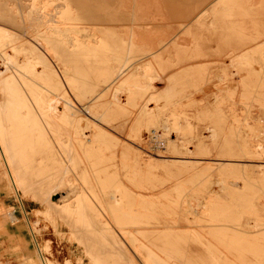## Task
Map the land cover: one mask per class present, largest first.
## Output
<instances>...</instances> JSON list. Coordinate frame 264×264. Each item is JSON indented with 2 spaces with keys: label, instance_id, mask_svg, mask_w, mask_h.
<instances>
[{
  "label": "rangeland",
  "instance_id": "obj_1",
  "mask_svg": "<svg viewBox=\"0 0 264 264\" xmlns=\"http://www.w3.org/2000/svg\"><path fill=\"white\" fill-rule=\"evenodd\" d=\"M230 1L234 58L225 0H0L14 250L42 264L36 222L53 264H264V6Z\"/></svg>",
  "mask_w": 264,
  "mask_h": 264
},
{
  "label": "bare ground",
  "instance_id": "obj_2",
  "mask_svg": "<svg viewBox=\"0 0 264 264\" xmlns=\"http://www.w3.org/2000/svg\"><path fill=\"white\" fill-rule=\"evenodd\" d=\"M16 1V0H15ZM236 1H239V2H241V3H243V5H247V4H252L253 6H257V7H259L260 5H263L264 6V0H262V2H260L259 0H236ZM17 2H22V3H25V5H24V9H29L28 7H26V6H28L29 4L30 5H34V4H36V0H17ZM16 2V3H17ZM56 2V1H55ZM225 2H226V9H225V17H226V37H225V45L227 46V49H226V55H228V56H230L231 58H234V56L236 55V52L238 51V48L237 47H235V41H234V39H235V37H233V34H232V31H231V26H232V22H233V16H234V14H233V11H232V8H231V1L230 0H225ZM27 3V4H26ZM126 3H128V2H126ZM38 4H39V2H38ZM56 6V5H55ZM64 6V5H63ZM60 8V7H59ZM36 10H38V9H36ZM56 10V9H55ZM212 10V9H211ZM241 10V9H240ZM29 11V10H28ZM48 11V10H47ZM58 11V10H57ZM242 11V10H241ZM44 12V11H43ZM137 12V11H136ZM37 13V12H36ZM36 13H35V15H36ZM55 13H57V12H55ZM31 14V13H30ZM40 15V14H39ZM56 15V14H55ZM59 15V14H58ZM57 15V16H58ZM204 15V14H203ZM27 16H28V14H27ZM206 16H208L207 14H206ZM30 18V17H29ZM28 18V19H29ZM59 18V17H58ZM200 18V17H199ZM20 19V18H19ZM49 19V18H48ZM54 19V18H53ZM22 20H24V18L22 19ZM27 20V19H26ZM33 20V19H32ZM52 20V19H51ZM155 20V19H154ZM262 20H263V18H262ZM37 21H39V20H37ZM53 21H55V20H53ZM23 23H24V21H23ZM57 23V22H56ZM257 23V22H256ZM58 24V23H57ZM145 24V23H144ZM51 25V24H50ZM59 25V24H58ZM146 25V24H145ZM148 25H149V23H148ZM18 26V25H17ZM42 26V25H41ZM14 27V26H13ZM21 27V26H20ZM33 26H31V28H32ZM245 26H243V28H244ZM24 29H25V27H23ZM30 28V29H31ZM201 28V27H200ZM259 28V27H258ZM21 29V28H20ZM33 29H35L36 30V28H32L31 30H33ZM41 29V28H40ZM65 29H68V28H65ZM72 29V28H71ZM244 29H246V28H244ZM261 29H264L263 27L261 28ZM21 30H23V29H21ZM21 30H19V31H21ZM51 30V29H50ZM243 30V29H242ZM24 31V30H23ZM28 31V30H27ZM30 31V30H29ZM56 31V30H55ZM71 31V30H70ZM75 31V30H74ZM264 31V30H263ZM66 32V31H65ZM65 32H63V33H65ZM149 32V31H148ZM147 32V33H148ZM150 32H151V30H150ZM21 33H24V32H21ZM25 33H26V31H25ZM35 33H36V31H35ZM49 33V32H48ZM70 33V32H69ZM29 34V33H28ZM55 34V33H54ZM78 34V33H77ZM151 34V33H150ZM6 35H7V33H6ZM11 35H13V34H11ZM24 35V34H23ZM58 35V34H57ZM74 35V34H73ZM7 36H9V35H7ZM7 36H5V37H7ZM61 36H63V35H61ZM68 36V35H67ZM67 36H65V37H67ZM78 36H81V35H78ZM27 37V36H26ZM44 37V36H43ZM59 37V36H58ZM11 38H12V36H11ZM10 38V39H11ZM14 38V37H13ZM29 38V37H28ZM28 38H27V40H28ZM33 38V37H32ZM61 38V37H60ZM5 39V38H4ZM23 39H24V37H23ZM31 39V38H30ZM62 39V38H61ZM64 39V38H63ZM151 39V38H150ZM149 39V40H150ZM9 40V39H8ZM8 40L6 41V42H8ZM20 40V39H19ZM22 40V39H21ZM34 40V39H33ZM38 40V39H37ZM72 40V39H71ZM80 40V39H79ZM153 40V39H152ZM13 41V40H12ZM55 41V40H54ZM24 42V41H23ZM22 42V43H23ZM27 42V41H26ZM30 41H28V43H29ZM83 42V41H82ZM153 42H154V40H153ZM0 43H2V42H0ZM9 43V42H8ZM14 43V42H13ZM84 43V42H83ZM94 43V42H93ZM152 43V42H151ZM30 44V43H29ZM8 45V44H7ZM39 45L42 47V48H44V49H46L45 47H44V45L41 43V42H39ZM65 45H66V43H65ZM151 45V44H150ZM31 46V45H30ZM68 46V45H67ZM69 47V46H68ZM75 47V46H74ZM90 47V46H89ZM7 50V49H6ZM13 50H14V47H13ZM54 50V49H53ZM14 51H16V50H14ZM22 51V50H21ZM21 51H20V53H21ZM49 51V50H48ZM71 51V50H70ZM72 52H73V50H72ZM168 52V51H167ZM11 53V52H10ZM14 53V52H13ZM15 53H17V52H15ZM15 53H14V55H15ZM36 53V52H35ZM42 53V52H41ZM46 53V52H45ZM48 53H50V52H48ZM52 53V52H51ZM6 54V53H5ZM17 54H19V53H17ZM40 54V53H39ZM168 54V53H167ZM12 55V54H11ZM38 55V53L36 54V56ZM170 55V54H169ZM9 56V55H8ZM49 56V55H48ZM56 56V55H55ZM7 57V56H6ZM42 57H44V56H42ZM14 59V58H13ZM214 59V58H213ZM26 61V60H25ZM23 62V63H25V64H27L26 62ZM118 61V60H117ZM204 61V60H203ZM233 61H234V59H232V63H233ZM28 62V61H27ZM198 62V61H197ZM118 63H119V61H118ZM121 63V62H120ZM231 64V63H230ZM22 65V64H21ZM24 65V64H23ZM137 65V64H136ZM28 66H31V65H26V68L28 67ZM224 66V65H223ZM227 66V65H226ZM232 66V65H231ZM33 67H35V66H33ZM5 69V68H4ZM32 69V68H31ZM34 69V68H33ZM137 69L138 70H142L143 69V66L142 65H139L138 64V66H137ZM29 71V70H28ZM137 71V70H136ZM144 71V70H143ZM224 71V70H223ZM3 72V71H2ZM1 72V73H2ZM133 72V71H132ZM131 72V73H132ZM219 72V71H218ZM225 72L227 73V75L229 74V71H228V68H226L225 69ZM220 73H221V71H220ZM225 73V74H226ZM134 74V73H133ZM155 76V75H154ZM220 76V75H219ZM10 80V79H9ZM155 80V78L154 77H149V81H150V83L149 84H152L153 83V81ZM35 82V81H34ZM10 83V82H9ZM150 88V87H149ZM151 89V88H150ZM155 89V88H154ZM158 90V89H157ZM152 91V90H151ZM155 92V91H154ZM52 97V96H51ZM54 98V97H53ZM120 98V97H119ZM79 99V98H78ZM114 99H116L115 97H114ZM80 100V99H79ZM40 102H41V100H40ZM59 104V100H58V98L56 99V101L54 100H52L51 99V101L49 102V103H47L48 104V108H49V110H53L55 107H56V105H58ZM64 103V102H63ZM62 104V103H61ZM66 104V103H65ZM70 105V104H69ZM85 105V104H84ZM62 106H64V104L62 105ZM61 106V107H62ZM67 106V105H66ZM79 106V105H78ZM75 107V106H74ZM38 108H39V106H38ZM47 108V109H48ZM57 108V107H56ZM58 108H60V107H58ZM66 108V107H65ZM64 108V109H65ZM69 108V107H68ZM77 108V107H76ZM76 108H75V110H76ZM74 109V108H73ZM78 109V108H77ZM55 110V109H54ZM67 110H69V109H67ZM79 110V109H78ZM45 111H46V109H45ZM66 111V110H65ZM81 111V110H80ZM44 112V111H43ZM58 112H60V111H58ZM70 112V111H69ZM71 112H72V110H71ZM61 113V112H60ZM77 113V112H76ZM52 114V113H51ZM59 114V113H58ZM56 115V114H55ZM54 115V116H55ZM71 115V114H70ZM75 115V114H74ZM58 116V115H57ZM52 117V116H51ZM72 117V116H71ZM50 118V117H49ZM55 118V117H54ZM59 118H61V117H59ZM72 119V118H71ZM57 120V119H56ZM55 120V121H56ZM71 122V121H70ZM60 124V123H59ZM70 124V123H69ZM64 126V125H63ZM79 129V128H78ZM190 128L188 127V126H185V127H178L176 130H177V132L179 133V134H184L185 132H187L188 130H189ZM5 130V129H4ZM80 130V129H79ZM68 131V130H67ZM83 134V133H82ZM82 136V135H81ZM80 136V137H81ZM183 137H185L184 135H182ZM214 136V135H213ZM188 138V137H187ZM76 140H77V138H76ZM184 140V139H183ZM189 140V139H188ZM181 141H182V138H181ZM187 141V140H186ZM67 142V141H66ZM183 143H185V140H184V142ZM182 143V144H183ZM3 144V143H2ZM79 145V144H78ZM183 146V145H182ZM0 147H2L1 145H0ZM81 147V146H80ZM11 148V147H10ZM69 148V147H68ZM12 149V148H11ZM11 176V175H10ZM9 176V177H10ZM72 178V177H71ZM66 179V178H65ZM74 183H75V181H74ZM23 184V183H22ZM21 184V185H22ZM66 188H67V190L66 191H68L69 193H72V194H74V193H76V192H78L77 191V187L70 181V180H67L66 181ZM58 185H59V183H58ZM77 185V184H76ZM83 187V186H82ZM82 189V188H81ZM16 191H17V189H16ZM56 193H58V192H56ZM107 195V194H106ZM111 195V194H110ZM52 196H54V194L52 193V194H50L49 196H48V201L49 202H51L54 206H57L58 204H59V202L60 201H63V200H65V197H66V195L65 196H63V200H60V201H54L53 199H52ZM109 196V195H108ZM111 197V196H110ZM106 198V197H105ZM74 199V198H73ZM83 199V198H82ZM107 199H108V197H107ZM107 199H105L106 201H107ZM113 199H115V198H113ZM104 200V199H103ZM110 200V199H109ZM111 201H114V200H111ZM116 201V200H115ZM74 202V201H73ZM68 203V202H67ZM110 203V202H109ZM49 205H51V204H49ZM83 205V204H82ZM98 205V204H97ZM108 205V204H107ZM109 205H111V204H109ZM108 209V208H107ZM65 210H69V211H73L74 210V205H73V203H69V204H66V207H65ZM99 210V209H98ZM101 211V210H100ZM25 214V213H24ZM34 223V222H33ZM97 224V223H96ZM127 229V228H126ZM246 230V229H245ZM29 231H30V233H31V235H32V238L34 239L33 241H35L36 242V248H37V254H38V256H39V259H40V261H41V263L42 264H53V261L52 260H50L49 258H47V257H45L43 254L44 253H46L47 251H48V247L49 246H47L46 244H42V245H39V244H37V241H36V234H39V229H38V227H37V225H36V222L33 224V225H29ZM48 241V240H47ZM113 246V245H112ZM49 254V253H48ZM37 256V257H38ZM50 256V255H49ZM51 257H52V255H51ZM117 263H119V264H121L122 263V255L120 256H118V258H117ZM129 263L131 264V262L129 261Z\"/></svg>",
  "mask_w": 264,
  "mask_h": 264
},
{
  "label": "crops",
  "instance_id": "obj_3",
  "mask_svg": "<svg viewBox=\"0 0 264 264\" xmlns=\"http://www.w3.org/2000/svg\"><path fill=\"white\" fill-rule=\"evenodd\" d=\"M0 181L11 191L10 185L4 175L3 168L1 167V163ZM5 207V202L0 198V264H35V257L31 254L30 250L21 249L22 247L20 244H18V250L13 249V243H18L23 235L17 233L15 230L9 229V226H12L9 225V223L16 220L17 217L15 216V211H13V213L11 210H5ZM4 216L7 220H5Z\"/></svg>",
  "mask_w": 264,
  "mask_h": 264
},
{
  "label": "built area",
  "instance_id": "obj_4",
  "mask_svg": "<svg viewBox=\"0 0 264 264\" xmlns=\"http://www.w3.org/2000/svg\"><path fill=\"white\" fill-rule=\"evenodd\" d=\"M183 123H184V120H183L182 122H179V123H177V124H179V125H180V124H183Z\"/></svg>",
  "mask_w": 264,
  "mask_h": 264
}]
</instances>
